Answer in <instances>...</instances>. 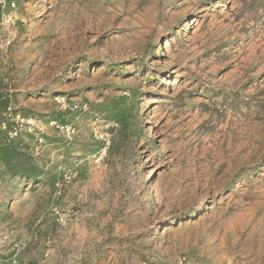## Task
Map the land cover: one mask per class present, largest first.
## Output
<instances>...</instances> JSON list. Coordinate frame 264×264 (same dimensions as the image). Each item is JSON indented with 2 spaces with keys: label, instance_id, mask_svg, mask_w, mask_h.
I'll use <instances>...</instances> for the list:
<instances>
[{
  "label": "rangeland",
  "instance_id": "obj_1",
  "mask_svg": "<svg viewBox=\"0 0 264 264\" xmlns=\"http://www.w3.org/2000/svg\"><path fill=\"white\" fill-rule=\"evenodd\" d=\"M0 264H264V0H0Z\"/></svg>",
  "mask_w": 264,
  "mask_h": 264
}]
</instances>
